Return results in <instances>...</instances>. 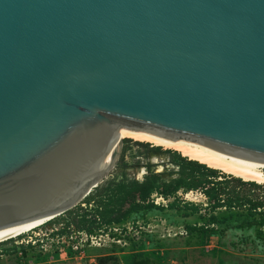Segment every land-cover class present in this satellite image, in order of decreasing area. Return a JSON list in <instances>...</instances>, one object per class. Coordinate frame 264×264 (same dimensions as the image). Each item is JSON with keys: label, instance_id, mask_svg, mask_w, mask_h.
Listing matches in <instances>:
<instances>
[{"label": "water", "instance_id": "95a60500", "mask_svg": "<svg viewBox=\"0 0 264 264\" xmlns=\"http://www.w3.org/2000/svg\"><path fill=\"white\" fill-rule=\"evenodd\" d=\"M122 127L264 160V0H0V230L82 203Z\"/></svg>", "mask_w": 264, "mask_h": 264}, {"label": "rangeland", "instance_id": "374dc122", "mask_svg": "<svg viewBox=\"0 0 264 264\" xmlns=\"http://www.w3.org/2000/svg\"><path fill=\"white\" fill-rule=\"evenodd\" d=\"M151 153L158 155V163L149 161ZM189 160L192 159L175 149L123 139L116 165L83 203L40 227L0 242V264H264L260 210L252 212L248 206L213 209L200 188H182L176 197L170 198L154 193L153 201L161 208L131 212L122 222L105 223L131 205L135 182L151 174L174 182L191 173L203 187L215 181L223 198L264 201V184L242 178L246 182H241L239 177L221 170L215 174L205 169L193 171ZM190 191L192 195L187 197ZM175 198L183 208L169 207ZM186 203L198 206L199 210L185 208ZM230 213L234 214L225 222H209L212 214L222 217ZM84 218L86 225L93 227L91 233L102 237L101 245L87 247L83 254L60 255V248L68 245L67 237L80 236L78 226ZM194 225L205 228H189ZM41 231L47 234L39 242L43 247L22 246L23 237Z\"/></svg>", "mask_w": 264, "mask_h": 264}, {"label": "trees", "instance_id": "16d2710c", "mask_svg": "<svg viewBox=\"0 0 264 264\" xmlns=\"http://www.w3.org/2000/svg\"><path fill=\"white\" fill-rule=\"evenodd\" d=\"M188 164L191 166L193 171H199L202 169H205L209 171L212 174H215L218 172L217 169L211 168L207 166L204 163H201L196 160H189ZM241 182V178H238ZM215 181H212V185L209 186H202L199 181L195 178H193V174L187 173L186 175H183L176 179L174 182H166L163 181L159 175L157 174H151L148 175L145 180L143 181H137L135 182V187L132 189L130 202L131 205L127 207L122 213L117 214L115 217H111L105 220L106 224L111 223H119L122 222L131 212H137L143 209H152V208H161L153 201V194H161L165 198L170 197H176L177 192L182 189H188V190H196V189H202L205 196L208 198L210 205L213 209L222 208L225 207L227 209H233L238 207H244L248 206L250 210H260V219L259 223L264 230V201L263 202H256L251 199L248 200H242L240 198L235 197H221V194L219 193ZM83 203V202H82ZM80 203V204H82ZM170 208H176L181 209L183 206L180 205V202L178 198H175L174 201L169 203ZM185 208L193 209V210H199V207L193 204L186 203ZM234 213H230L229 215H224L222 217H219L216 214H212L209 222L212 224L219 223V222H225L227 221ZM96 218L94 219V221ZM87 220L84 218L83 220H80L79 222V230L93 232V227L86 225ZM100 223H98L99 225ZM205 225H197L189 226L190 229H204ZM207 226V225H206ZM23 246V244H22Z\"/></svg>", "mask_w": 264, "mask_h": 264}, {"label": "bare ground", "instance_id": "6f19581e", "mask_svg": "<svg viewBox=\"0 0 264 264\" xmlns=\"http://www.w3.org/2000/svg\"><path fill=\"white\" fill-rule=\"evenodd\" d=\"M125 138H132L141 142H150L154 146H162L166 149H175L183 156L204 163L211 168L221 170V172L232 174L246 181H254L264 184V160L262 159L243 157L216 147L183 138L173 141L171 139L144 130H135L122 127L118 134V140H123ZM159 160L160 159L158 155L154 153L150 154V162L158 163ZM186 194L187 197L191 196L192 191ZM51 219L52 218L34 221L0 230V242L15 238L30 230L40 227Z\"/></svg>", "mask_w": 264, "mask_h": 264}, {"label": "built area", "instance_id": "2783aa9c", "mask_svg": "<svg viewBox=\"0 0 264 264\" xmlns=\"http://www.w3.org/2000/svg\"><path fill=\"white\" fill-rule=\"evenodd\" d=\"M111 234L115 235V233H111ZM45 235L47 234H45L43 231L34 232L32 234L23 237L21 240V244L25 246L40 245L43 247V245L40 244L39 242H43ZM79 235L80 236L70 235L69 237H67L66 240H68V245L65 246V248L64 247L60 248L59 251L60 255L68 256L69 254H73V255H77V253L83 254L86 251L87 247L101 245L100 241H103L102 237H100L96 233L94 234L85 230L81 231Z\"/></svg>", "mask_w": 264, "mask_h": 264}]
</instances>
